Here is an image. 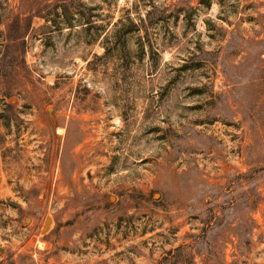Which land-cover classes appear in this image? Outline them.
I'll return each mask as SVG.
<instances>
[{
  "label": "rangeland",
  "instance_id": "rangeland-1",
  "mask_svg": "<svg viewBox=\"0 0 264 264\" xmlns=\"http://www.w3.org/2000/svg\"><path fill=\"white\" fill-rule=\"evenodd\" d=\"M0 264H264V0H0Z\"/></svg>",
  "mask_w": 264,
  "mask_h": 264
},
{
  "label": "water",
  "instance_id": "water-1",
  "mask_svg": "<svg viewBox=\"0 0 264 264\" xmlns=\"http://www.w3.org/2000/svg\"><path fill=\"white\" fill-rule=\"evenodd\" d=\"M49 223H50V219L48 218V219H47V221H46V224H45V229H47V228H48V226H49Z\"/></svg>",
  "mask_w": 264,
  "mask_h": 264
}]
</instances>
